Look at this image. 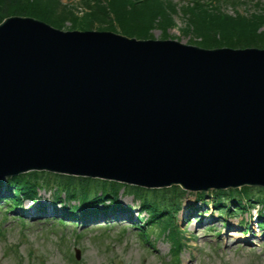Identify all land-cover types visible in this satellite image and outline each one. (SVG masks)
Returning a JSON list of instances; mask_svg holds the SVG:
<instances>
[{"label": "water", "instance_id": "obj_1", "mask_svg": "<svg viewBox=\"0 0 264 264\" xmlns=\"http://www.w3.org/2000/svg\"><path fill=\"white\" fill-rule=\"evenodd\" d=\"M55 143L68 154H51ZM202 160L220 161L215 180L229 183L187 181ZM30 169L192 190L264 186V50L6 19L0 178ZM234 171L251 177L233 179Z\"/></svg>", "mask_w": 264, "mask_h": 264}, {"label": "rangeland", "instance_id": "obj_2", "mask_svg": "<svg viewBox=\"0 0 264 264\" xmlns=\"http://www.w3.org/2000/svg\"><path fill=\"white\" fill-rule=\"evenodd\" d=\"M173 1L174 4L179 6L177 13L172 14L177 26L170 28L168 35L172 39H180L185 43L187 41H196L194 34L183 33L181 30V28L184 30L187 27L180 11L179 2L182 0ZM258 1L264 2V0ZM63 2L74 4L78 0H63ZM240 9L244 12L242 7ZM227 11L232 12V7L228 6ZM78 14L82 16L81 11ZM152 35L157 39L162 38L163 34L161 30L155 29L152 31ZM140 178L143 177L140 176ZM53 192L54 190H47L46 192L42 190L40 192V202L45 201L46 204L52 202L53 195L51 194ZM120 192V200L124 205H137L133 197L126 196L122 193L123 190ZM210 193L211 191L206 192V200L211 199ZM183 196L184 205L186 203L195 204L198 199L196 192L186 191ZM209 202L208 206L201 208V213L206 217L203 223H194L197 219L196 216H201L198 212L190 216L187 213L182 215L184 207L180 209L174 218V222L185 230L183 236L186 239L183 240V247L186 249L182 251L184 264H264L263 231L257 232L260 238L250 239L248 243H244L241 240L244 238L241 230L236 227L235 223L237 222L236 220H241L242 218L246 220V214L244 212L240 213L234 218L235 220H229L228 222L232 223L233 226L227 229L222 227L220 220H218V212L211 201ZM60 204H58L59 207ZM200 204L201 202L197 200L196 205L200 206ZM24 206L30 211L33 204L27 201ZM5 207L4 204L0 207V223L4 221ZM141 216H144V214L141 213ZM19 217L17 211L12 212L7 217L5 227H0V229H5V237L0 234V264H16L15 262L18 260L22 264H180L177 253L178 246H175V251L171 255V262L169 261L172 242L168 238L160 237L164 233L163 228L155 231L152 229L147 234H142L139 244V238L133 229L121 231L122 226H129L131 222L128 221L104 219L99 220L95 224L90 223L86 227L85 225H80L75 218H65L61 215L58 218L55 216L36 215L26 218L27 227L22 228L21 222L15 219ZM62 218H65V223L58 226L60 224L58 220ZM131 221L133 223V220ZM214 222H217V225ZM207 226L215 227V230H206ZM77 230L83 232L79 242L76 240L80 235L76 233ZM106 230H110V233L106 234ZM219 230L222 232V236L217 239L218 237H216L214 232ZM152 235H157L156 250L155 248L153 249L154 246L148 243V238ZM175 238L177 239L174 235ZM151 242L152 245H155L152 240ZM223 243H225L226 248H223ZM204 244H206L205 248L200 247H204ZM215 245L221 248H217ZM76 249L81 250L79 262L74 261V259L70 260L68 256L73 257Z\"/></svg>", "mask_w": 264, "mask_h": 264}, {"label": "trees", "instance_id": "obj_3", "mask_svg": "<svg viewBox=\"0 0 264 264\" xmlns=\"http://www.w3.org/2000/svg\"><path fill=\"white\" fill-rule=\"evenodd\" d=\"M178 7L171 0H80L75 5L62 0H0V22L10 16H30L60 29L111 30L137 39L153 38L152 31L159 29L162 38H168L171 37L168 30L177 26L172 14L177 13ZM180 11L187 25L181 30L196 36V41H190L195 45L210 49L264 48V6L258 4L254 11L246 14L237 10L229 14L218 4L212 6L204 0H190L180 5ZM44 178L34 173L11 182L23 195L32 196L36 194L38 182ZM71 185L74 190L67 191L69 198L82 193V202H96L118 190L116 184H99L90 179L71 178ZM97 187H102L103 195L97 196ZM158 196L165 200L166 194ZM154 205L160 209L159 205Z\"/></svg>", "mask_w": 264, "mask_h": 264}, {"label": "bare ground", "instance_id": "obj_4", "mask_svg": "<svg viewBox=\"0 0 264 264\" xmlns=\"http://www.w3.org/2000/svg\"><path fill=\"white\" fill-rule=\"evenodd\" d=\"M55 144H56V147L53 146V145L50 146V150H49L50 153L52 151H54L55 153L53 155H61V153L63 155L64 154L65 155L68 154V152H65V149L64 150L61 149V151H60V148L57 147V143H55ZM67 156H70V155H67ZM73 158H77V155H74ZM197 160L200 161L201 158H199ZM202 162H204L205 165L201 166V170H200L199 174H195L194 176H190L187 179L184 176H183V178L186 179L189 182H193L196 179L197 183L200 184V186H202V185L206 186V185H210V184H216V185L223 186L225 183H229V181L225 180V179L215 180L217 177H219L221 175L220 172L223 171V169L221 170L219 168V166H221V162L220 161L208 163L207 161L202 160ZM206 163H208V164H206ZM71 166H72V164H71ZM80 169H82V168H80ZM205 172H207V173H205ZM70 175H73V176H84V175H80V174H70ZM232 175L230 177L233 178V179H235V178L236 179H244V178L251 177V176L245 175L244 172H242V174H238L237 171H234L232 173ZM196 203L197 202H195V204H193V203L189 204V207H190L191 211L185 210V212H187V214H189V216L192 215V213L195 211V208L197 209ZM182 215H183V213H182Z\"/></svg>", "mask_w": 264, "mask_h": 264}]
</instances>
